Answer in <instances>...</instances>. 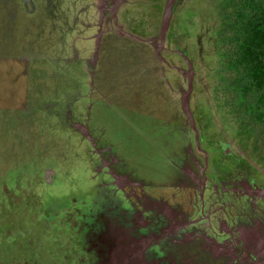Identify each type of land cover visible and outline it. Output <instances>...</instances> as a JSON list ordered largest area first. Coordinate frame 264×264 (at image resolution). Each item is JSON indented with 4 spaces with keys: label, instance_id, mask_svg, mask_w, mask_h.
<instances>
[{
    "label": "rangeland",
    "instance_id": "1",
    "mask_svg": "<svg viewBox=\"0 0 264 264\" xmlns=\"http://www.w3.org/2000/svg\"><path fill=\"white\" fill-rule=\"evenodd\" d=\"M119 1L0 0V264L253 262L211 257L208 246L236 254L246 245L237 227L264 232L263 198L251 208L210 180L214 167L243 171L240 157L264 184L251 156L264 163L261 127L246 148L235 137L241 109L221 106L225 0H177L165 37L173 52L162 53L189 71L181 51L193 68L190 109L210 151L203 205L204 155L182 108L188 80L158 55L167 0L120 4L134 36L113 26Z\"/></svg>",
    "mask_w": 264,
    "mask_h": 264
},
{
    "label": "trees",
    "instance_id": "2",
    "mask_svg": "<svg viewBox=\"0 0 264 264\" xmlns=\"http://www.w3.org/2000/svg\"><path fill=\"white\" fill-rule=\"evenodd\" d=\"M221 19V106L228 113L233 107L241 109L243 116H238L242 119L235 132L241 144L248 146L245 140H250L253 129L260 126L264 149V0H225Z\"/></svg>",
    "mask_w": 264,
    "mask_h": 264
},
{
    "label": "flooded vegetation",
    "instance_id": "3",
    "mask_svg": "<svg viewBox=\"0 0 264 264\" xmlns=\"http://www.w3.org/2000/svg\"><path fill=\"white\" fill-rule=\"evenodd\" d=\"M167 49H168V47L165 45V42H164V45L161 47V52H160L161 55L164 51H167ZM168 50H169V53L173 52L172 48H170ZM179 52L183 55V57L185 58L187 63L190 62V61H188V58H186V56L181 51H179ZM160 58L170 68L175 69L176 71L180 72V74L187 77V80H188V74H190L189 71H185L183 69V67H180L178 65L173 64L166 57H164V55L161 56ZM188 67H189V63H188ZM161 74H163V73H161ZM178 86L180 87V84H178ZM187 89H188V87H187ZM181 90H182V92L184 91L183 89H181ZM66 117L71 118L70 114ZM194 120H195V117H194ZM73 126H75L74 122H73ZM76 128L79 130V132L85 138H87V136H86L87 134L82 131L84 129V126L78 125V126H76ZM191 128L194 131V142H195L196 150L199 153H202L204 155L203 163H201L199 157H196L194 152L191 153L196 158V161L198 162V164L201 163V165L199 166V169L201 171L203 181L201 182V192L199 194V199H196V200L199 204L203 205L205 198H206V191L208 190V186L206 185V182L208 181L209 177L206 179V176H207L206 174H207V171L209 170V167H210V163H209L210 151H208L207 149L202 147L203 133H202V130L197 125L196 120H195V128L196 129H194V127H192V126H191ZM228 148H229V144L226 145L223 149H221V150L226 151V152H222V153H224V155L220 156V159L221 158L222 159L228 158L229 156L231 157L232 152H231V150L229 151ZM234 158L235 159L233 161L235 164V168L237 167L238 163L240 162L238 168L242 167L243 171L239 172V171H237L238 169H236V170L235 169H229V167H227V168H224L225 170H222V175L218 176V174H217L218 173V167L217 168L214 167V169H215L214 170V176L211 177V179H210L211 183H213V185H215V183H216V185L219 186V189L221 192H223V194H225V192H227L226 194H229L230 191L232 190L235 193V196L238 197L237 200L240 201L242 198H245L251 204V208L258 209V208H260L258 205L259 201H261V198L264 199V184L259 185L257 183V181H256L257 178L249 172L250 171L249 165L242 164L240 161V159H241L240 157H234ZM117 162H118V160H117ZM118 174H123V173H118ZM46 179H50L49 171L46 172ZM144 185H145L144 183L138 184L139 189L136 190V195L140 194L142 188H145ZM212 188L213 189H211V190H213L214 193L218 192L217 188H215V187H212ZM147 194L150 197L157 198L155 195H152L150 193H147ZM172 197H175V196L172 195ZM158 198H160V197H158ZM237 229H238L237 235H238V237L240 236L239 239H237L239 242V245L242 242H246L247 246L245 245V247H242V245H241V247L243 249L238 248L239 254H238V252L235 254V253L230 252V251H224L222 253V248L220 246H216L214 244H209L208 246L211 249V251L213 252V256H211V257H224V256L225 257H238V255H239L240 257H253V260H252L253 262H249L247 259V261H248L247 264H264V258H263L264 257V249H263L264 248V232L263 231L261 232L260 224L259 223L256 225L248 224L246 226L241 225V226L237 227ZM191 238L192 237H186V240H184L185 242H182V243L186 244L187 242H189L188 240H190ZM252 242H254V244L256 243V245L260 248H261V246H263L262 254L256 252L258 250L256 248H254L252 245H250V243H252Z\"/></svg>",
    "mask_w": 264,
    "mask_h": 264
},
{
    "label": "water",
    "instance_id": "4",
    "mask_svg": "<svg viewBox=\"0 0 264 264\" xmlns=\"http://www.w3.org/2000/svg\"><path fill=\"white\" fill-rule=\"evenodd\" d=\"M176 1L177 0H167L166 1L164 14H163V19H162V23H161V27H160V31H159V35H158V38L160 40V44L158 45V49H159L158 50V55H159V57L162 56L161 53H160L161 52V47L164 45V42H165L166 33L168 31V28H169V23H170L172 13H173L175 5H176ZM130 3H131V1L120 0L119 3H118L119 5L117 4V6H115L114 9L111 11V15H112V18H113V26L114 27L118 28V30L122 34H126V35H129V36H134L132 34V32H130V30L127 29L125 21H123L121 19L118 20V14H117V11H118V9L121 6L120 4L128 5ZM131 12L132 11H129V12H127V14H130ZM100 26H103V24L101 25V23H100ZM104 26L107 27V25H104ZM108 29L110 30L111 27L108 28ZM99 37H100L99 34L96 35L97 42L99 41ZM94 61H95V59H94ZM188 63H189V72H190V74H188V89H187V91L183 92V96H182V108L185 111V113L187 114L191 126L194 127V129H196L195 128L194 116H193L192 111L190 109V95H191L192 88H193V85H192V82H193V68H192L191 63L190 62H188Z\"/></svg>",
    "mask_w": 264,
    "mask_h": 264
}]
</instances>
